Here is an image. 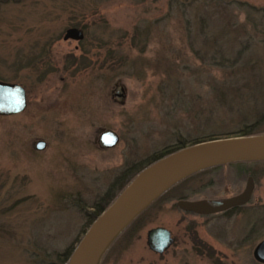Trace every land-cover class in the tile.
<instances>
[{"label":"rangeland","instance_id":"1","mask_svg":"<svg viewBox=\"0 0 264 264\" xmlns=\"http://www.w3.org/2000/svg\"><path fill=\"white\" fill-rule=\"evenodd\" d=\"M230 1L264 9V0L222 3ZM217 2H0V80L23 85L27 97L22 112L0 115V264L58 262L96 208L165 147L264 133V12L249 20L236 3ZM69 27L83 38L64 39ZM117 84L123 102L112 94ZM106 128L119 142L101 149L96 139ZM39 139L43 150L34 148ZM249 165V173L224 167L175 184L99 264H264L253 257L264 238V161ZM248 176L251 199L228 214L176 205L235 195ZM155 226L174 238L162 253L146 243Z\"/></svg>","mask_w":264,"mask_h":264},{"label":"water","instance_id":"2","mask_svg":"<svg viewBox=\"0 0 264 264\" xmlns=\"http://www.w3.org/2000/svg\"><path fill=\"white\" fill-rule=\"evenodd\" d=\"M83 30L69 27L64 39L79 40ZM112 94L118 102L125 99L124 87L117 84ZM27 105L26 90L16 82L0 80V115L22 112ZM119 135L110 128L101 130L96 143L101 149L115 147ZM46 141H35L34 148L43 150ZM242 160H264V133L247 136L212 139L195 143L154 161L136 174L114 200L92 221L67 264H99L104 252L116 237L144 209L166 190L185 177L208 167ZM254 190L252 176L247 178L241 192L232 196L200 199H179V209L208 215L247 203ZM174 241L171 231L163 226L150 228L146 233L148 247L162 253ZM256 261L264 263V238L253 249Z\"/></svg>","mask_w":264,"mask_h":264},{"label":"trees","instance_id":"3","mask_svg":"<svg viewBox=\"0 0 264 264\" xmlns=\"http://www.w3.org/2000/svg\"><path fill=\"white\" fill-rule=\"evenodd\" d=\"M7 0H0V2H6ZM218 2L216 3V4H220V5H223V6H229L230 4H234V3H236L238 6H239V8H242V9H244V10H246V12H247V14H248V18H249V20L252 18V13H254V14H256V13H259V12H264V9H260V8H256V7H254L253 5H250V4H247V3H245V2H242V1H230L229 3H222V0H217ZM221 2V3H220ZM253 25H254V27L253 28H255V26L257 25L256 23H254L253 22ZM217 39H214V41H216ZM214 44H216V43H214ZM248 48V44H244V45H242L241 46V48L240 49H238L237 50V52H236V57H235V59L233 60V61H230V63L231 64H234V63H237L238 62V60H240L241 59V57L243 56V54H244V52L246 51V49ZM220 49H222V48H219L218 50H217V53H223L224 52V50H223V52H221V50ZM214 57V59H215V57H216V55L215 56H213ZM72 60V63L73 64H79L78 63V58H72L71 59ZM221 60L222 61H224V60H226L224 57H221ZM242 133H240L239 135L240 136H247V135H253V134H255V132H253V131H248V130H246V131H241ZM212 139H214V138H210L209 140H212ZM202 141H207V139H204V140H195V141H193L192 143H190L189 145H192V144H195V143H199V142H202ZM186 145L185 144H180V145H177V146H174V147H165V148H163L162 150H160V151H158V153H155L154 154V157H152V159L149 161V162H147L144 166H143V168L144 167H146V166H148V165H150L151 163H153L154 161H156V160H158V159H160V158H162V157H164V156H166V155H168L169 153H171V152H174V151H176V150H179V149H181V148H183V147H185ZM262 161H264V160H242V161H234V162H230V163H224V164H219V165H215V166H211V167H208V168H205V169H202V170H199V171H197V172H195V173H193V174H191V175H189V176H187V177H185L184 179H182V180H180L179 182H177V183H180V182H182V181H184L185 179H187V178H189V177H191L192 175H194V174H196V173H199V172H204V171H208V170H217V169H223L224 167H229V168H235V172L236 173H242V172H244V173H249V171L251 170L250 168H249V164H252V165H254V164H256V163H260V162H262ZM142 168V169H143ZM133 177V176H132ZM132 177L126 182V183H128L131 179H132ZM176 183V184H177ZM210 184L211 183H213L212 181H210L209 182ZM175 185V184H174ZM173 185V186H174ZM167 191V190H166ZM165 191V192H166ZM164 192V193H165ZM163 193V194H164ZM162 194V195H163ZM162 195H160L156 200H158L159 198H161V196ZM155 200V201H156ZM155 201H153L148 207H150ZM107 205H109V202H108V204H106L105 206H102V207H97L96 208V210L94 211V213L92 214V217H91V220H90V222H89V225L92 223V221L107 207ZM147 207V208H148ZM147 208L146 209H144L133 221H131L128 225H127V227L116 237V239L113 241V243L117 240V239H119V238H122L124 235H126V233H129L131 230H135V229H137V227H138V225H139V223H140V220L144 217V214H145V211L147 210ZM88 225V226H89ZM87 230V229H86ZM86 230H84V232L86 231ZM131 234H133V232L131 233ZM190 238L191 239H193V241L195 242V239H199V237H198V235H197V233L196 232H194V231H192L191 232V235H190ZM112 243V244H113ZM113 248V247H112ZM72 248H70L67 252H64V253H62V254H58L57 255V257H58V262H55V263H52V262H50V263H47V264H67L68 263V260H69V256H70V254L72 253ZM208 254H209V252H207Z\"/></svg>","mask_w":264,"mask_h":264},{"label":"flooded vegetation","instance_id":"4","mask_svg":"<svg viewBox=\"0 0 264 264\" xmlns=\"http://www.w3.org/2000/svg\"><path fill=\"white\" fill-rule=\"evenodd\" d=\"M83 38V37H82ZM81 40V39H80ZM249 177V176H248ZM247 177V178H248ZM247 178H246V181H247ZM253 178V177H252ZM246 184V183H245ZM255 184V183H254ZM241 192V191H240ZM237 194V193H236ZM228 196H232V195H228ZM225 197H227V196H225ZM251 199V198H250ZM248 203V202H247ZM247 203H245V204H242V205H238V206H233V207H231V208H229V209H226V210H224V211H221V212H217V213H212V214H208V215H200V214H196V215H200V216H210V215H213V214H228V213H230V212H232V211H235V210H237V209H239L240 207H242V206H244V205H246ZM195 214V213H194Z\"/></svg>","mask_w":264,"mask_h":264}]
</instances>
